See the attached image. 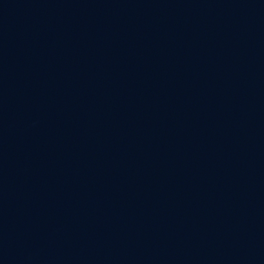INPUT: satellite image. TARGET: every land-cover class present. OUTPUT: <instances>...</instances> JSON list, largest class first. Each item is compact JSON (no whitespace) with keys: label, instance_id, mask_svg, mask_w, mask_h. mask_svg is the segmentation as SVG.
<instances>
[{"label":"water","instance_id":"obj_1","mask_svg":"<svg viewBox=\"0 0 264 264\" xmlns=\"http://www.w3.org/2000/svg\"><path fill=\"white\" fill-rule=\"evenodd\" d=\"M0 264H264V0H0Z\"/></svg>","mask_w":264,"mask_h":264}]
</instances>
